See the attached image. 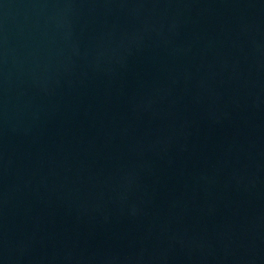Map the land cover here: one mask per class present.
I'll use <instances>...</instances> for the list:
<instances>
[{"label":"water","instance_id":"obj_1","mask_svg":"<svg viewBox=\"0 0 264 264\" xmlns=\"http://www.w3.org/2000/svg\"><path fill=\"white\" fill-rule=\"evenodd\" d=\"M264 21V0H0V95Z\"/></svg>","mask_w":264,"mask_h":264}]
</instances>
